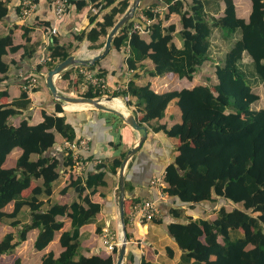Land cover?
Returning <instances> with one entry per match:
<instances>
[{
    "label": "trees",
    "instance_id": "trees-1",
    "mask_svg": "<svg viewBox=\"0 0 264 264\" xmlns=\"http://www.w3.org/2000/svg\"><path fill=\"white\" fill-rule=\"evenodd\" d=\"M249 1L251 12L248 19H244L238 17L234 0H190L188 6L184 0H143L141 13L153 20L152 24L143 23L136 13L112 44L110 53L119 66L114 75L124 78L126 86L122 92L112 94L134 99L128 105L137 108L141 124H147L156 133L163 132L169 139L178 140V155L165 168L167 187L163 193L178 205L171 209L176 221L167 225V232L183 251L180 264H264V109L252 108L260 100L254 88L262 86L264 89V0ZM71 3L77 9L92 10L103 6L111 11L103 16V23L98 22L90 31L75 35V42L61 44L58 38L52 37L48 47L51 52L49 70L66 60L77 43L85 39L90 42V49L101 50L105 43L100 42V38L108 36L107 28L114 26L115 15L124 14L130 6L129 0L120 2L119 7L115 6L117 0H71ZM157 7H166L168 14L180 17L179 32H176L175 24L163 25L160 13L153 11ZM211 10H215V14L222 11V14L211 16ZM19 13L20 8L16 11L17 15ZM9 15V3L0 0V22L8 20ZM96 19L97 16L91 17L90 22L94 23ZM136 22L149 31V42L133 30ZM43 26L49 37L52 26L49 22ZM16 29L17 26L0 35V74L3 75L12 65H19L15 61L6 63L5 57L9 53L23 48L24 61L32 59L37 51V46L31 44L33 30L29 27L23 29L25 45L14 44ZM216 30L220 33L219 38L222 36L230 47L216 64L215 84L165 93H156L150 84H138L147 74L154 77L173 75L191 81L199 68L214 61L212 35ZM176 36L182 41L181 48L174 42ZM144 61H150L154 68L148 70ZM96 66L90 69L95 70ZM41 70L37 64L36 76ZM127 72L129 76L125 77ZM105 74L101 72L100 76ZM28 75H25L23 87L30 78ZM60 78L69 83L68 87L79 83L72 79V70L65 71ZM7 97L6 91L0 93V101ZM82 97L98 98L101 94H94L89 89ZM174 99H177L182 121L168 127L160 121ZM30 106L31 99L24 88L19 98L11 103H0V226L8 225L15 230L0 240V259L14 254L34 229L38 230L34 249L43 251L56 233L64 229L63 219L69 218L70 228L60 237L64 250L57 258L52 252L47 254L41 264H115V256L103 258L82 254L83 243L89 239V234L82 233L81 229L97 222V215L104 206L93 198L99 194L105 201L111 195L102 192L101 188L107 187V175H117L125 153L113 159L109 168L101 162L92 171L77 176L72 152L65 150L61 168L69 169L70 178L60 193L65 196L73 190L76 198L69 204H61L53 198L54 186L60 179L57 162L52 156L57 145L56 135L71 143L82 137L66 116L57 115L63 108L54 100L50 108L42 112L43 120L39 124L30 125L27 117L16 125L15 119ZM53 107L55 112L49 113ZM15 148H20L22 154L13 168H6L7 158ZM84 158L90 161L94 156L84 154ZM125 187L129 189L127 182ZM26 191H29L28 195ZM126 199L128 205L127 196ZM10 202L14 203V209L8 213L4 208ZM139 202L132 200V205ZM207 202L220 203L216 219L208 218L207 211L200 212L195 220L187 219L180 208L201 209ZM230 202L240 208L227 209ZM125 221L127 226V218ZM102 232V227L97 225L96 233ZM167 251L173 256L170 248ZM8 264L23 263L20 258H15ZM131 264H134L133 257ZM140 264L154 263L142 259Z\"/></svg>",
    "mask_w": 264,
    "mask_h": 264
},
{
    "label": "crops",
    "instance_id": "crops-1",
    "mask_svg": "<svg viewBox=\"0 0 264 264\" xmlns=\"http://www.w3.org/2000/svg\"><path fill=\"white\" fill-rule=\"evenodd\" d=\"M2 1H7L9 3L10 15L8 20L0 22V35L6 34L9 29L17 26V29L13 35L14 44L23 46L25 45L23 29L25 27H29L33 30L31 32V44L37 46V51L34 54V57L30 60H22V56L24 54L23 48L15 53H9L8 56L5 57L6 63L15 61L19 65H12L5 75L0 74V93L4 91L8 93L7 98L1 99V104L11 103L13 100L20 97L23 90V83L25 82V75H32L34 68H36V65L38 64V59L42 56L44 49L48 47V36L46 35L45 28L43 27L44 23L49 22L52 27L56 26L58 30V36L56 35V38L59 39L61 44H69L73 42L75 35H78L84 31L88 32L92 28L96 27V23L103 21V16L100 15V11L103 10V13L110 9H104L103 6H101L102 8L100 7V10L97 12L100 14L96 15L97 13H95L93 10H86L85 8L77 9L76 5L72 4L64 19L56 23L54 21V5L57 0H39L36 12L28 19H22L20 13L19 15L16 14L17 9L19 8L18 0ZM85 1L89 2L87 0ZM118 1L120 0H117V2ZM165 9L167 8L165 7ZM166 13L167 14L165 15H160L163 25L168 26L170 24H175L177 27L176 32H179L181 30L180 17L177 14H168L167 10ZM94 16H97V19L94 23H91L90 18ZM238 17L242 18V16L239 15ZM61 26L64 27L63 38H59V28ZM142 37L147 42L150 41L149 34L142 35ZM221 40L224 41L222 36L217 41V44L220 46ZM83 42L85 43L89 41L85 39ZM174 42L178 48L182 47V41L177 36L175 37ZM89 47L90 42L86 47L87 51L80 52L81 55H74L81 59H89L100 51L92 50ZM92 51L97 52L94 54L91 53ZM143 64L148 70H152L154 68L150 61H144ZM118 69L119 66L116 63L114 56L110 53L99 62L95 71L99 73L109 71L110 74L107 75L108 77L104 76L105 79L108 78L109 80V76H111L112 83H118L120 81L124 87H126L124 78L114 75V72ZM69 70H72V79L74 82L80 80L78 75V67L70 68ZM127 74L129 75V72H127ZM140 74H142V71ZM41 78L43 79V76H40L38 82L41 80ZM169 81H173L174 84H178L179 81H182L180 84L183 86L178 89L168 88ZM193 81H196L195 77H193V79L190 81L185 78L179 79L173 75L154 77L147 74L142 78V80L138 82V84H150L151 88L156 93H165L174 90L180 91L183 88L191 89L197 85H206L204 83H197L193 85L191 84ZM59 82V85L63 89L65 86H69V83L62 81L61 78L59 79ZM40 87L41 89H36V91L33 89L32 92L28 93L29 98L31 99V106L27 112L15 119L16 125L21 123L23 120H26L27 117L30 119V125H36L42 122V112L50 108L53 103V96L46 86L45 79L44 83L42 81V84L40 81ZM78 87L74 86L70 93H76L78 91L79 93L84 94L85 91L82 89V87L81 89H78ZM110 87L116 89L112 84ZM260 87L263 89L262 86ZM105 101L110 103L112 100L108 101L105 99ZM131 101L133 103L135 100L132 99ZM176 103L177 99H174L170 103L166 110L165 117L160 121L161 124H166L168 127H172L181 123V113ZM62 108L63 112L57 113V115L66 116L67 121L74 126L79 137L88 140L89 150L84 152V154H88V156H94L93 160H87L88 164L83 175L86 171H92V169H94L101 162L106 163L107 168H109L113 159L120 158L121 154L123 153L126 155V153L136 146L139 141L138 132L126 125L124 120L118 114L96 110L94 108H84L82 110L74 111L66 109L65 105H62ZM133 109H135V112H137V108L134 105ZM48 112L53 114L55 112V108L53 107ZM136 114L137 115H133L137 118L140 113L137 112ZM137 120L139 119L137 118ZM143 125L147 126L148 128L147 140L143 144L142 148L137 152V154L129 161L125 171L126 182L129 186V189L126 190V196L129 199V203H127L128 205H126L125 202L127 220L128 212L132 205V200H139L142 202L144 200H157L159 198L157 191L150 185L151 181L154 177L164 176L165 168L173 161L174 157L178 155L176 151L178 140L169 139L163 132L156 133L147 124ZM153 125H155V123H153ZM56 142L57 145L52 152V156L55 162H57V171L60 172V179L54 186L53 198L61 204H69L76 198V193L73 190H71L68 195L65 196L61 195L60 193V191L68 185L70 178L69 173H67L69 172V169L67 170L61 168L64 162V145L66 141L62 136L56 135ZM21 154L22 150L20 148H15L8 156L5 167L13 168L16 165V160L21 156ZM65 171L66 173H64ZM118 176L119 171L117 175H107V187L101 188V191L104 193H111V195L105 201L99 194L93 198L95 202L103 204L104 207L103 211L97 215V222L95 224L86 225L81 229L82 233L85 232L89 234V239L83 243V248L81 250L84 256H101L106 258L110 255L103 245V234L107 230L116 228L115 224L118 227L121 226L120 193L117 197ZM165 187H167V184ZM28 194L29 191H26V195ZM213 197L215 198V196ZM217 200L219 201L220 199ZM219 205L220 203L212 204V202H207L201 205V209H192L188 206H181L180 208L184 211V216L187 219L189 218L195 220L199 218L200 212L205 211H207L208 218L216 219V211L218 210ZM229 205L232 208H240L238 204H233L231 202ZM177 206L178 205L173 202V199L165 194L164 200L162 199L158 203L160 214L155 218V221L146 222L145 224H140L138 222L131 224L128 220L126 227L129 238L127 244V253L123 264H131L132 257L134 258V264H140L142 259L154 264L181 263V255L183 251L172 240L167 232V225L175 220L171 215V209ZM13 209V202H10L4 208L5 212L8 213H11ZM209 211H213V214H210ZM256 215L257 214H255V216ZM66 219L67 220H64V229L61 232L56 233L54 240L43 251H36L34 249V242L38 235V230L34 229L28 233L27 240L23 242V244L15 251L16 254L5 255L0 259V262L10 259L9 262L11 263L15 258H20L23 264H36L35 261H37V259L39 260L38 264H41L43 257L51 252L56 258L59 257L64 250L60 244L61 234L70 228V219ZM59 220H62V218L59 217ZM97 225L102 227V234L96 233ZM0 230L3 231L0 235V240L5 234L13 233L15 231L8 225L0 226ZM219 241L222 242V239L220 238ZM168 248L173 251V256H169L167 251ZM212 260H215V257H212Z\"/></svg>",
    "mask_w": 264,
    "mask_h": 264
},
{
    "label": "built area",
    "instance_id": "built-area-1",
    "mask_svg": "<svg viewBox=\"0 0 264 264\" xmlns=\"http://www.w3.org/2000/svg\"><path fill=\"white\" fill-rule=\"evenodd\" d=\"M71 5V0H57L55 2L54 21L56 23L64 19V17L69 12ZM18 7L20 8L21 18L27 19L34 15L37 10L38 3L36 2V0H18ZM92 10L97 13L100 10V7L99 9L93 8ZM153 11L155 13L160 12V10L156 8L153 9ZM138 17L143 21V23L147 25H150L153 22V20H149L145 16H143L142 13L139 14ZM133 30L138 31L141 35L148 34L149 32L140 22H136L134 24ZM57 33L58 30L56 26L52 27L50 36L48 37V47L52 41V37L56 36ZM48 47L44 49L43 54L38 61V64L40 66L46 65L47 62L51 60V52L48 51ZM128 51L129 50H127V52ZM78 70L79 76H81V78L83 77L82 89L85 92H87L89 89H92L94 94H97L98 92L101 94V96L107 94L106 80L104 77L100 76L99 72L91 70L87 67H78ZM35 71L36 68H34L32 75L29 76L30 78L27 80L26 85H24L23 87L24 90H26L28 93L33 91V88L38 84V78L35 75ZM64 147L65 150H69L72 152L75 161L74 171L76 172L77 176H82L88 164L87 160H85L84 158V152H87L89 150L88 140L81 139L72 143L66 141ZM164 177L165 175L162 177H154L150 184L151 187L154 188L158 193L159 198L157 200H144L131 206L128 212V220L131 224L137 222L140 224H145L146 222L155 220V218L160 214L158 203L160 200H164L165 198L163 189L165 188L166 182L164 180ZM118 241L119 240L117 239V237L113 234L105 235L103 238V245L107 249L108 253L111 256H115V258L117 257L116 250H118L119 246Z\"/></svg>",
    "mask_w": 264,
    "mask_h": 264
},
{
    "label": "water",
    "instance_id": "water-1",
    "mask_svg": "<svg viewBox=\"0 0 264 264\" xmlns=\"http://www.w3.org/2000/svg\"><path fill=\"white\" fill-rule=\"evenodd\" d=\"M143 0H134L131 6L127 9V11L122 15L120 20L114 25L111 29L110 33L106 38V42L104 47L95 54L92 58L89 59H81L77 56L71 54L66 60L56 64L53 69L49 70L45 80L46 86L50 90L53 100L55 102H59L62 105H87L91 106L96 110H102L106 112H111L118 114L125 122L126 125L131 127L133 130L138 132L139 141L132 149H130L120 166L119 176H118V189L120 193V218H121V229H122V241L117 250V258L115 264H123L126 253H127V244H128V236H127V228H126V212H125V202H126V176L125 171L129 161L137 154V152L142 148L143 144L146 142L148 137V128L147 126L141 124L139 120L133 114H123L122 112L107 106L102 98H87V97H73L70 95H65L56 87V79L60 78L61 75L74 67H87L92 68L96 66L97 62L103 60L106 56H108L112 49V44L115 37L119 34V32L134 18L136 15V11L140 9ZM115 97H105L108 101L113 100Z\"/></svg>",
    "mask_w": 264,
    "mask_h": 264
},
{
    "label": "rangeland",
    "instance_id": "rangeland-1",
    "mask_svg": "<svg viewBox=\"0 0 264 264\" xmlns=\"http://www.w3.org/2000/svg\"><path fill=\"white\" fill-rule=\"evenodd\" d=\"M124 0H120V1H118L116 4H115V6H118L119 7V3L120 2H123ZM134 0H129V5L131 6V4H132V2H133ZM184 2H185V4H186V6H188L189 4H190V0H184ZM234 2H235V4H236V6H237V13H238V15L239 16H242V18H245V19H247L248 18V16H249V14H250V12H251V3H250V1L249 0H234ZM129 6V7H130ZM223 4L221 3V8H222V10H223ZM156 9H159L160 10V15H165V14H167L166 13V10L167 9H165V7H157ZM103 11V10H102ZM102 11H100V13H97L96 15H98V14H100V15H102V16H104L105 14H107V13H110V11H111V8L110 9H108L106 12H103L102 13ZM136 13H137V16L139 15V14H141V10L139 9V10H137L136 11ZM162 13V14H161ZM210 14H212L211 16H215V17H219L221 14H222V11H221V13H219V14H215V10L213 11V10H211L210 11ZM122 15L123 14H120V13H117L116 15H115V17H114V25L120 20V18L122 17ZM28 19V18H27ZM101 23H103V21H101ZM44 27V26H43ZM114 27V26H113ZM112 27V28H113ZM45 28V27H44ZM107 30H108V33H110V30H111V28H107ZM59 31H60V36H59V38L61 37V38H63L64 37V27L63 26H61L60 28H59ZM219 31L218 30H216V31H214V33H213V35H212V41H213V51H212V53L214 52V61H208L206 64H204L203 65V67H201V68H199V70L197 71V73L194 75V77H195V79H196V81H193V82H191V84H197V83H204V84H207V85H213V84H215L216 82H217V78H216V75H215V68H216V64H218V63H220V61L222 60V58L224 57V54L227 52V50H228V48L230 47L229 46V43L227 42V41H221V46H219L218 44H217V41L219 40ZM58 36V35H57ZM56 37V36H55ZM106 36H102L101 38H100V42H106ZM73 42H75V40H73ZM48 43V42H47ZM87 45H89V42H82V43H77V48H75L76 50H73L72 52H71V54H80V52H82V51H87L86 50V47H87ZM80 48V49H79ZM97 51H92L91 53H96ZM81 55V54H80ZM213 58V57H212ZM100 62V61H99ZM48 64H49V62H47V64L46 65H43V66H41L42 67V69L43 70H41L40 72H39V74H38V76H37V78H38V80L40 79V76H43V79L41 78V84H42V81H43V83H44V79H45V77H46V75H47V73H48V71H49V66H48ZM110 74V72L109 71H107L106 72V77H108L107 75H109ZM79 75V74H78ZM129 75L126 73V75H125V77H128ZM110 78H109V80H108V78L107 79H105L106 80V84H107V94H104L103 96H101V97H98V98H102V100H105V97H115V98H120L123 102H124V104L126 105V108L128 109V112L130 113V114H135V115H137L136 113L137 112H135V109H133V106H128V102L129 101H131L132 100V98H130V97H128L127 99L126 98H124L123 96H115L114 94H112L113 93V91H115L116 93H118V92H122V90H124L126 87H124V85L122 84V82H118V83H112V79H111V76H109ZM80 78V77H79ZM59 79L60 78H57L56 79V86L58 87V89L61 91V92H63L65 95H70V96H73V97H82V95L83 94H81V93H79L78 91L76 92V93H70V91L73 89V87L75 86V84H73V85H71L70 87H64V89L63 88H61V86L59 85ZM40 81L38 82V84L36 85V87H34L33 89L34 90H39V89H41V87H40ZM46 81V80H45ZM108 81V82H107ZM110 82V83H109ZM180 82H182V81H179V83L178 84H174V82L173 81H169V87L168 88H171V89H178V88H181L183 85H181L180 84ZM111 84L113 85V87H115L116 89H113L112 87H110L111 86ZM78 85H79V87H78ZM78 85H77V87H78V89H81V87H82V85H83V77L82 78H80V80H79V83H78ZM119 85V86H118ZM118 86V87H117ZM32 92V91H31ZM254 92L256 93V94H258L259 96H260V100L258 101V102H256L253 106H252V108H253V110H262V109H264V91H263V89L261 88V87H255L254 88ZM105 102V101H104ZM132 102V101H131ZM65 105V104H64ZM87 108H92L91 106H88ZM118 193H117V197H118ZM164 197H165V195H164ZM227 209H232V207L230 206V205H228L227 206ZM209 213L210 214H213V211L211 212V211H209ZM22 220H24V219H22ZM63 220H67L66 218H64ZM115 226H116V228H112V229H110V230H107V231H105L104 232V234H103V238H104V236L105 235H108V234H113V235H115L116 237H117V239L119 240L118 241V243H119V245L121 244V241H122V235H121V232H122V229H121V226H117L116 224H115ZM114 226V227H115ZM127 228V227H126ZM121 231V232H120ZM2 230H0V235L2 234ZM103 233V232H102ZM171 242V241H170ZM119 247V246H118ZM19 248V247H18ZM17 248V249H18ZM14 254H16V252H14ZM13 254V255H14ZM117 258V257H116ZM9 260L10 259H8V260H6V261H1L0 262V264H7L8 262H9ZM38 262H39V260L37 259V261H35V263L36 264H38ZM10 263V262H9Z\"/></svg>",
    "mask_w": 264,
    "mask_h": 264
},
{
    "label": "bare ground",
    "instance_id": "bare-ground-1",
    "mask_svg": "<svg viewBox=\"0 0 264 264\" xmlns=\"http://www.w3.org/2000/svg\"><path fill=\"white\" fill-rule=\"evenodd\" d=\"M103 101H105V100H103ZM104 103L107 106L111 107V108L119 110L123 114H128L127 108H126L124 102L120 98H115L110 103L106 102V101ZM65 106H66V109L72 110V111H74V110H82V109L88 107L87 105H65ZM121 235H122V232H121Z\"/></svg>",
    "mask_w": 264,
    "mask_h": 264
}]
</instances>
